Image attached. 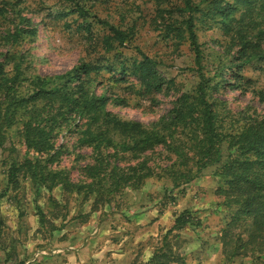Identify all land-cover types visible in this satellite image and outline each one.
I'll use <instances>...</instances> for the list:
<instances>
[{"label": "rangeland", "instance_id": "obj_1", "mask_svg": "<svg viewBox=\"0 0 264 264\" xmlns=\"http://www.w3.org/2000/svg\"><path fill=\"white\" fill-rule=\"evenodd\" d=\"M174 2L0 0V55L6 50L21 54L27 76L60 75L81 62H89L97 67L88 76L90 90L108 97L106 108L124 119L147 124L165 113L178 92L144 93L137 78L130 74L133 63L140 60L137 48L156 61L163 76L175 80V89L189 91L198 81L188 44L180 41L182 44L176 46L162 24L167 15L159 17L164 13L161 10ZM99 21L129 33L125 46L106 51L100 39L109 30ZM202 21L200 18L196 23L198 41L206 53L201 65L212 77L218 65L214 54L225 38L220 24L210 18ZM16 26L35 28V35L23 34L14 44L6 42L3 36ZM240 75L246 83L230 81L227 74L224 78L234 87L222 84L214 94L234 112L246 111V117L264 118V59L244 66ZM217 81L218 77L211 78V84ZM74 123L70 120L56 130L53 145L62 151L58 165L79 179L80 167L92 161V151L78 143L80 133L72 126ZM221 151L224 160L233 150L224 143ZM25 152L17 128H10L0 146V195H4L0 197L1 261L8 250L14 254L9 264L144 263L162 245L175 216L188 209L200 224L179 232L175 248L185 264H264L262 257L227 256L231 245H222V231L233 222L236 206L225 207L223 196L216 193L225 184L222 177L214 175L216 165L206 167L176 189L164 192L160 181L149 179L140 189L125 187L110 200L103 197L93 205V193H64L59 187L48 192L20 177L19 187L11 189L7 168L21 161ZM38 210L44 214L42 223Z\"/></svg>", "mask_w": 264, "mask_h": 264}, {"label": "trees", "instance_id": "obj_2", "mask_svg": "<svg viewBox=\"0 0 264 264\" xmlns=\"http://www.w3.org/2000/svg\"><path fill=\"white\" fill-rule=\"evenodd\" d=\"M161 11L164 13L159 17L167 15L162 22L166 36L172 37L176 46L182 44L180 41L188 44L198 81L189 91L175 89V80L163 76L156 61L137 48L140 60L133 63L130 74L144 93L178 92L165 113L147 124L124 119L106 108L108 97L90 90L88 76L97 67L89 62L60 75L27 76L21 54L6 50L0 55V146L7 131L16 127L26 151L21 161L7 168V185L17 189L20 177L48 192L59 187L64 193H93L94 205L103 197L110 200L125 187L140 189L149 179L160 181L164 192L176 189L206 167L216 165L214 175L225 181L216 193L223 196L225 207L236 206L233 222L222 231V245H231L227 256L264 260V118L234 112L214 94L217 86L228 83L224 78L227 74L230 81L246 83L240 71L264 59V0H176ZM200 18L220 24L225 38L214 54L218 65L212 77L201 65L206 53L196 34ZM99 22L109 30L100 39L106 51L125 46L129 33ZM23 34L34 36L35 28L16 26L3 38L14 44ZM213 77H218L215 84H211ZM228 86L233 88L234 84ZM70 120L80 133L78 143L92 151V161L80 167L79 179L58 165L62 151L53 145L56 130ZM224 143L233 151L222 160ZM124 160L132 161L122 164ZM38 216L42 223L40 210ZM241 219L248 222H239ZM193 224L200 222L191 211L178 213L163 235L162 245L139 264H185L175 247L179 232ZM5 253L0 264H9L14 257L12 251Z\"/></svg>", "mask_w": 264, "mask_h": 264}]
</instances>
